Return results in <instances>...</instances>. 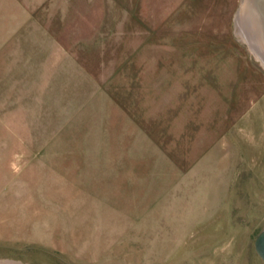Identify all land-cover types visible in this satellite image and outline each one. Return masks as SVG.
<instances>
[{
    "label": "rangeland",
    "instance_id": "obj_1",
    "mask_svg": "<svg viewBox=\"0 0 264 264\" xmlns=\"http://www.w3.org/2000/svg\"><path fill=\"white\" fill-rule=\"evenodd\" d=\"M259 2L0 0V264H264Z\"/></svg>",
    "mask_w": 264,
    "mask_h": 264
},
{
    "label": "water",
    "instance_id": "obj_2",
    "mask_svg": "<svg viewBox=\"0 0 264 264\" xmlns=\"http://www.w3.org/2000/svg\"><path fill=\"white\" fill-rule=\"evenodd\" d=\"M255 248L259 256L264 260V229H262L255 239Z\"/></svg>",
    "mask_w": 264,
    "mask_h": 264
},
{
    "label": "bare ground",
    "instance_id": "obj_3",
    "mask_svg": "<svg viewBox=\"0 0 264 264\" xmlns=\"http://www.w3.org/2000/svg\"><path fill=\"white\" fill-rule=\"evenodd\" d=\"M248 1V0H247ZM260 2H259V4H260V8L261 9H264V0H259ZM248 6H249V4H248ZM256 6V5H255ZM250 7V6H249ZM253 7V6H252ZM254 8H257V7H254ZM253 10V9H252ZM255 10V9H254ZM258 11V10H257ZM252 14H254L253 12H251ZM260 13V12H259ZM260 15V14H259ZM257 17V16H256ZM255 18V17H254ZM259 21V20H258ZM260 24H262V23H260ZM259 24V25H260ZM264 25V24H263ZM261 56V55H260Z\"/></svg>",
    "mask_w": 264,
    "mask_h": 264
}]
</instances>
